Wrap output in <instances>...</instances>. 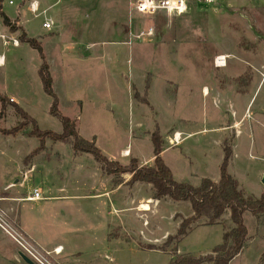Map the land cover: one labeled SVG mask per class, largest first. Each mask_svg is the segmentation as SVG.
I'll return each instance as SVG.
<instances>
[{"label": "rangeland", "instance_id": "obj_1", "mask_svg": "<svg viewBox=\"0 0 264 264\" xmlns=\"http://www.w3.org/2000/svg\"><path fill=\"white\" fill-rule=\"evenodd\" d=\"M92 1L90 21L94 26L76 47L82 57L68 53L67 60L61 58L67 37L63 35L58 40L50 37L40 30L41 18H27L29 32L45 36L40 41L41 48L60 114L75 120L78 134L89 141L95 138L101 154L121 167L127 166L130 159L138 160L140 166L147 164L153 156L150 134L156 127L162 140L174 129L180 130L191 136L180 146L161 154L173 172V179L197 187L202 178L218 175L223 144L217 146L216 134L206 130L214 123L224 124L226 117L213 107L212 90L218 85L215 77L221 72L237 73L244 67L259 76L264 73V25L257 5L251 0H216V6H198L188 0L185 13L159 12L141 18L131 11L128 0ZM6 11H12L7 4ZM148 29L153 30L152 36L135 39ZM126 41L129 43L124 44ZM87 50L92 56L86 58ZM2 53L5 66L0 68V95L12 99L36 122L40 131L60 134L61 123L50 115L52 101L43 92L38 76L41 65L38 52L28 44L3 49L0 43ZM221 53L236 55L238 59L235 62L230 59L234 65L227 70H213L208 58ZM245 58H249L248 64L243 63ZM204 86L211 95L203 96ZM134 91L148 101V106L133 99ZM262 96L264 86L258 92V97ZM22 122L11 103L0 114V208L21 229L38 226L39 232L51 231V236L57 237L67 233L68 242H76L81 250L93 248L99 252L104 250L105 243L109 249L114 244L120 245L123 251H118L117 264H168L175 247L179 255L198 258L211 254L214 247L222 244L224 231L233 227L226 211L217 225L206 226L207 219L203 217L191 225L179 243H166L168 236L176 234L181 220L192 216L188 202L156 200L150 185L138 189L127 182L118 193L121 200L116 201L110 193V198H85L92 192L128 181L131 175L108 176L91 155L77 154L69 144L50 140L45 141V150L26 161L39 141L31 135L32 125L24 126ZM19 126L15 136L5 134ZM222 141L234 145L229 174L235 177L245 197L259 198L264 193L262 126L254 127L253 133L240 137L235 144L231 134L218 143ZM32 165L34 172L26 179ZM61 185L72 196L79 197L43 198L47 190L51 197L65 196H55ZM35 188L42 199L24 200ZM145 193L152 196V201H147L151 202L148 212L140 211V203H135ZM63 215L68 218L63 219ZM116 216L122 218L120 227L114 224L116 219H121ZM243 220L247 229L244 249L229 264H264V222L248 212L243 214ZM94 224L96 227H91ZM85 226L96 236L90 239L80 235ZM150 246L165 255L149 252ZM15 248L0 230V264H23L13 258ZM106 264L110 263L106 261Z\"/></svg>", "mask_w": 264, "mask_h": 264}, {"label": "crops", "instance_id": "obj_2", "mask_svg": "<svg viewBox=\"0 0 264 264\" xmlns=\"http://www.w3.org/2000/svg\"><path fill=\"white\" fill-rule=\"evenodd\" d=\"M0 1H1L2 13L8 19L10 25L18 29L16 32L12 33V35H14L16 38H18L19 34L21 35L23 33L26 36V38L34 39L41 45L40 41L43 40L45 36H42L40 32L30 33L26 27V25L29 22V20L27 19L29 16H32L35 19L41 18V21H40L41 31L47 32L50 37H53L57 40L61 39L63 35L64 37L65 36L67 37L68 39L67 45L61 48V52H60L61 58H63L64 60H67L68 53L74 56L76 55V56L82 57V55H80V52L76 51V47L80 45V43L83 41L85 36L90 33V29L92 28V25L94 26V24H91V21H90L91 13H92V4H93L92 0H7V2H5V0H0ZM32 2H36V5H37V11L35 13H32L30 9V4ZM6 4L12 10L11 12L9 11V13L6 11ZM128 5H129V0H128ZM47 20H50L53 25L51 30H46L43 27V23ZM105 26L107 27L106 24ZM128 27H129V23H128ZM125 35L126 37H128L129 35L127 32V29L125 30ZM125 43L128 44L129 42L126 41L124 42V44ZM21 44H24V43H21L19 41V46ZM14 48H17V47H14ZM72 51L74 52V54L71 53ZM0 55H4V54L2 53ZM89 56H92L91 51L87 50V54L84 57L87 58ZM217 56L227 57L225 66L223 67L214 66L213 61L215 57ZM99 57L100 59L102 58V53H99ZM230 59H232L233 61L234 60L236 61L238 59V56L232 55V54H223V53L214 54L210 58H208V61L210 62V65H212V69L218 71V70H227L232 65H234L235 61L234 62L230 61ZM248 60L249 58L247 59L245 58L243 63L248 64L247 62ZM4 61H5V57H4ZM4 66H5V63L3 64V66H0V68ZM238 70L239 71H237V73H232V74H229L228 71L225 74L221 72L219 77L216 76L218 73L215 74L214 76H216L215 79L217 80L218 85H216L214 89L212 90V95H211V91L207 87L205 86L202 87L203 96L207 97L211 95L213 107L217 111H219V114L222 117L223 116L226 117V121L224 122V124H217L215 126V123H214V126H211L209 130H206L207 132L216 134L215 138L217 142L215 141V143L217 146H220V147L223 144V141L218 143V140L225 138L227 134L229 135L231 134L233 136L234 141H235L234 144H235L237 139H239L240 137L253 133L254 127L256 128V127L262 126L264 130V120H263L264 118V97L263 96L261 98L258 97V92H260L264 86V80L262 79V75L264 73L262 72L261 75L259 76L249 71L248 68H244V67ZM8 100L12 102V99L8 98ZM12 103H14V101ZM175 134L180 135L179 137L180 142L176 146H180L182 143L185 142L184 140L186 138L191 136L190 134H186V133L181 132L180 130L174 129L170 136H166L164 138L163 140L164 144L165 142L167 144H166V147L163 148L162 153L166 149L176 147L174 145H171L170 143V141L172 140V137ZM233 147L234 145L231 147L232 156L228 164V169H227L228 173H229V167L232 162V158L234 157ZM222 159H223V153H222ZM222 159L220 160V162H218V175L214 174L209 180L213 182H217L219 180V167L222 162ZM152 160H153V156L148 161H146L147 164H145L144 166L146 165L151 166ZM164 164L166 165V163ZM32 167H33L32 169L27 171L26 179H28V174H31L32 171L34 172V165H32ZM169 170L171 171L170 168ZM171 174L173 177L172 171H171ZM233 178L235 179V177ZM126 182L127 181H122L120 184L115 183L110 189L106 188L105 190H102L100 192H94V193L92 192L91 195L85 196V198L86 197H99V196L110 198V196L108 195L110 193L111 197L115 195L116 201H118L119 199L121 200V197L118 196V193L120 190L123 189V185ZM143 185L145 184L135 183L132 185V187L136 188L138 186V189L145 188V187H142ZM35 189H38V188H35ZM58 194H62L65 196L51 197L53 195L47 190L46 196H44L43 198L44 199L47 198L51 200L52 199L70 200V199L79 197V196H74V195L72 196L68 188L62 185L59 186L58 189H56L55 191V196ZM145 194L138 196L137 199L135 198L136 199L135 203H140L139 205H141L151 200L152 196L149 194H146V195ZM67 218L68 217L66 215H63V219H67ZM116 218H121V217L116 216ZM13 222L23 233H25L32 241H34L38 246H40L44 250L52 251L55 248H60L61 253L57 257V259L61 264H106V261H108V263L110 264H117L116 258L118 255V251H123L122 247L120 245L118 246L117 244H114L113 246H111V249H109L108 243H105L106 240L104 241L105 245H104V250L102 251L98 252V250L93 249V248H87L86 250H81L80 247L78 248L76 246L75 244L76 242L75 243L72 242V244L68 242L69 236L67 233L62 234L61 236H58V237L55 235L51 236V233H50L51 231L50 232L49 231L39 232L37 230L38 226H35V228H32V229L29 228V229L24 230V229H21V227L15 221ZM107 224L108 223L105 221L106 228H104L105 230L103 232L104 237H106L107 231H108ZM114 224L118 227L122 226V218L120 220L116 219V222ZM91 227H96V224H94V226L91 225ZM76 234H78V232ZM80 235L88 236V238L91 239L92 237L96 236V233L93 232L92 229L88 226L85 228L84 231L80 233ZM138 252L140 253V252H145V251H138ZM149 252H155V254L165 255L164 252L162 251L160 252V250L156 251L155 249H151V250L149 249ZM139 253H136V254H139ZM12 256L15 260H17V262L21 261L23 263V261L19 257V254L17 253L16 248H15V252L12 253ZM169 261H168V264H169Z\"/></svg>", "mask_w": 264, "mask_h": 264}, {"label": "trees", "instance_id": "obj_3", "mask_svg": "<svg viewBox=\"0 0 264 264\" xmlns=\"http://www.w3.org/2000/svg\"><path fill=\"white\" fill-rule=\"evenodd\" d=\"M0 17L3 19V23L10 27L11 32L18 30L16 27L10 25L8 19L2 13L1 1ZM19 41L28 44L33 50L38 52L41 60L38 76L43 92L52 101L50 115L56 117L62 126L60 134L50 131H40L36 122L27 113L15 103L8 101L7 97L0 95V114L4 113L10 103L14 105V110L23 120L24 126L31 124V135L39 141V146L29 154L26 161H30V159L45 150L46 140L69 144L75 153L91 155L106 175L129 174L131 177L127 181L128 185L132 186L135 183L150 185L154 192L153 198L156 200L167 198L173 202H188L192 216L181 220L176 234L168 236L166 243L172 241L179 243L189 233L191 225L203 217L207 219L206 226L217 225L225 212L228 211L233 227L224 231L222 244L214 247L211 254L198 258L179 255L175 247L172 250L169 264H229L241 252L247 238L243 214L248 212L256 220L261 223L264 222V193L259 198L245 197L239 188L238 182L228 173V164L232 156L231 146L227 142L223 143V159L219 167V180L213 182L204 178L197 187L186 183H179L173 179L171 171L164 164L161 157L163 140L157 127L150 134L153 148V164L151 166H140L138 160L130 159L127 166L121 167L119 163L109 161L101 154V151L96 147L95 138L89 141L78 134L75 120H71L60 114L58 99L52 89L53 81L41 45L34 39L26 38L23 33L20 35ZM147 90L148 86L145 87V92ZM133 99L140 104L148 106V101L146 102L145 98H141L136 91H134ZM20 128V126L13 128L5 134L15 136ZM120 183L121 181L118 184ZM147 249L151 250L154 248L150 246Z\"/></svg>", "mask_w": 264, "mask_h": 264}, {"label": "built area", "instance_id": "obj_4", "mask_svg": "<svg viewBox=\"0 0 264 264\" xmlns=\"http://www.w3.org/2000/svg\"><path fill=\"white\" fill-rule=\"evenodd\" d=\"M256 6V10L259 13L263 25H264V0H251ZM190 3L198 6H216V0H190ZM11 4V2H10ZM129 6L131 11L139 15L141 18L153 16L159 12L165 13H185L189 8L188 0H129ZM32 13L37 11L36 2L30 4ZM52 23L47 20L43 23V27L46 30H51ZM10 31V27L3 23V19L0 17V43L3 49L8 47H18L19 40ZM153 34L152 29H148L147 32H141L135 36V39L140 40L141 37H150ZM227 57L217 56L213 63L215 67L225 66ZM4 64V55H0V66ZM264 78V74L262 75ZM180 138H176V134L170 141L171 145H178ZM42 199L38 189H33L31 195L25 200L28 201H40ZM0 230L15 244L17 253L26 257L33 264H61L57 257L61 251L58 252V248L52 251H46L32 241L25 233H23L7 216L6 212L0 208Z\"/></svg>", "mask_w": 264, "mask_h": 264}, {"label": "bare ground", "instance_id": "obj_5", "mask_svg": "<svg viewBox=\"0 0 264 264\" xmlns=\"http://www.w3.org/2000/svg\"><path fill=\"white\" fill-rule=\"evenodd\" d=\"M179 137H180V135L177 134V135H176V138L179 139ZM126 154H127V151H125V155H126ZM150 203H151V202H147V204H146V203L141 204L140 207H139L138 209H139L140 211L147 212V211L150 210V208H149V204H150ZM60 251H61V249L58 248V252H60Z\"/></svg>", "mask_w": 264, "mask_h": 264}, {"label": "water", "instance_id": "obj_6", "mask_svg": "<svg viewBox=\"0 0 264 264\" xmlns=\"http://www.w3.org/2000/svg\"><path fill=\"white\" fill-rule=\"evenodd\" d=\"M261 183H262V185H264V175L262 176ZM19 257L21 258V260L23 261V263H25V264H33L31 261H29L23 255L19 254Z\"/></svg>", "mask_w": 264, "mask_h": 264}]
</instances>
